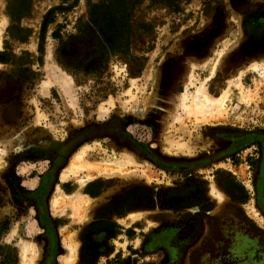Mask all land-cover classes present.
<instances>
[{"label": "rangeland", "instance_id": "obj_1", "mask_svg": "<svg viewBox=\"0 0 264 264\" xmlns=\"http://www.w3.org/2000/svg\"><path fill=\"white\" fill-rule=\"evenodd\" d=\"M127 3L0 0V258L264 264V0Z\"/></svg>", "mask_w": 264, "mask_h": 264}, {"label": "bare ground", "instance_id": "obj_2", "mask_svg": "<svg viewBox=\"0 0 264 264\" xmlns=\"http://www.w3.org/2000/svg\"><path fill=\"white\" fill-rule=\"evenodd\" d=\"M126 151L124 150L123 152H126ZM160 151H161V153L166 154V155H178V154L179 155H183L184 154L178 148L172 147L168 143L167 144H161ZM126 155L127 156L128 155L131 156V154L130 153H127V152H126ZM81 157H82V152L80 151L79 153H77L75 155L74 158L72 157V160H71V163L70 164L72 165L75 160H78ZM143 168H145V166ZM145 173L148 175L149 178H151L150 175H149L151 173H149V172H145ZM109 174H112V172L109 173ZM58 190H59V188H58ZM209 196H210V198H212V200H215L216 203H217V205H219V206L225 200L224 194L219 189H217L214 186H211L210 187ZM67 198L69 200V197H67ZM70 199L72 200V205H71V202H68V203L66 202V203L67 204L70 203L69 205H71L70 206L71 208H69V207L68 208L69 209H72V212L71 211L70 212L73 214V216L75 218V221L77 223H79V224H83V223L89 222L88 209L92 207L93 202L90 199H88L87 196L86 197L85 196H80V197H75L74 199H72V198H70ZM57 203H58V200H53L52 207L54 209H56L57 206H59V205H57ZM66 203H65V206L67 208L68 205ZM131 216H137V214L136 215H131ZM63 242H64L63 247L67 249V251H68V253L70 255L69 256L70 257L69 260L71 261L72 259H74L77 256V247H78V244L73 240L72 237L70 238V236H68V237L66 236L64 238V241ZM21 253H22L23 258H25V255H26L27 251H26L25 246H23V245L21 247Z\"/></svg>", "mask_w": 264, "mask_h": 264}, {"label": "trees", "instance_id": "obj_3", "mask_svg": "<svg viewBox=\"0 0 264 264\" xmlns=\"http://www.w3.org/2000/svg\"><path fill=\"white\" fill-rule=\"evenodd\" d=\"M164 1L167 3H172L175 0H164ZM117 13H119V12H117ZM92 196H94V195H92ZM8 249H9V247H8ZM0 264H14L12 253L8 252V254H5V255L3 254V256H1V258H0Z\"/></svg>", "mask_w": 264, "mask_h": 264}, {"label": "flooded vegetation", "instance_id": "obj_4", "mask_svg": "<svg viewBox=\"0 0 264 264\" xmlns=\"http://www.w3.org/2000/svg\"><path fill=\"white\" fill-rule=\"evenodd\" d=\"M125 1L128 2L127 5L130 6V7L132 6V8L134 7L133 5L136 4V3H135V0H130V1H129V0H125ZM162 1H164V0H162ZM129 2H130V3L132 2V3L130 4ZM164 2H165V1H164ZM173 2H174V1H173ZM173 2H172V3H167V2H166V3H167V4H173ZM131 10H132V9H131ZM152 210H153V209H152Z\"/></svg>", "mask_w": 264, "mask_h": 264}]
</instances>
